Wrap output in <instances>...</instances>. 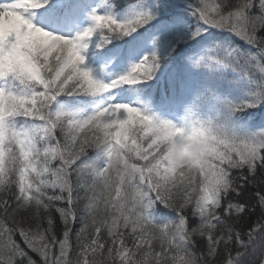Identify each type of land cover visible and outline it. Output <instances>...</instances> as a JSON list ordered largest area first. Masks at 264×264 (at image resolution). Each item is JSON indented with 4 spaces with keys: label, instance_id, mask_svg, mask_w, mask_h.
<instances>
[{
    "label": "snow or ice",
    "instance_id": "6c2138e0",
    "mask_svg": "<svg viewBox=\"0 0 264 264\" xmlns=\"http://www.w3.org/2000/svg\"><path fill=\"white\" fill-rule=\"evenodd\" d=\"M0 264H264V0H0Z\"/></svg>",
    "mask_w": 264,
    "mask_h": 264
}]
</instances>
